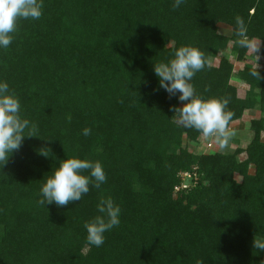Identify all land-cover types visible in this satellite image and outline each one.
Returning a JSON list of instances; mask_svg holds the SVG:
<instances>
[{"label":"trees","instance_id":"trees-1","mask_svg":"<svg viewBox=\"0 0 264 264\" xmlns=\"http://www.w3.org/2000/svg\"><path fill=\"white\" fill-rule=\"evenodd\" d=\"M237 18L260 41L257 59L234 44ZM181 45L204 53L191 83L204 98L228 99L229 126L258 110L245 147L196 153L184 144L205 137L173 122L182 102L154 73ZM0 79L34 125L0 165V264H264L253 248L264 237V0L176 9L172 0H43L40 19L19 20L0 50ZM73 157L100 162L106 182L80 201L40 204L44 178ZM193 170L197 182L175 191ZM108 197L121 223L89 246L84 222Z\"/></svg>","mask_w":264,"mask_h":264},{"label":"clouds","instance_id":"clouds-1","mask_svg":"<svg viewBox=\"0 0 264 264\" xmlns=\"http://www.w3.org/2000/svg\"><path fill=\"white\" fill-rule=\"evenodd\" d=\"M184 0H172V7L179 8ZM43 0H0V50L7 49L13 42L21 19L38 20L42 16ZM234 44L250 49L256 56L260 41H253L247 35L245 22L237 18L233 32ZM257 59V56H256ZM207 60L197 47L181 45L175 48L171 58L154 65L159 87L169 95H177L182 102L173 106V122L197 130L205 138L213 139L224 148L237 133L229 127L233 113L227 110L228 99L204 98L196 93L191 81L197 72L204 69ZM258 75L257 69L251 73ZM34 125L21 115V103L9 84L0 79V165L10 155L19 151L26 136H33ZM91 129L85 127L81 134L91 135ZM27 133V134H26ZM41 154L46 155L41 152ZM87 173V174H85ZM107 180L103 166L98 161L82 158H66L59 162L51 174L44 178L39 191L38 202L42 205H67L71 201H80L89 193L90 186L99 189ZM98 214L84 222L86 241L89 246L100 247L105 242V233L121 223V209L108 198H102L96 205ZM253 247L264 251V237H255Z\"/></svg>","mask_w":264,"mask_h":264},{"label":"rangeland","instance_id":"rangeland-1","mask_svg":"<svg viewBox=\"0 0 264 264\" xmlns=\"http://www.w3.org/2000/svg\"><path fill=\"white\" fill-rule=\"evenodd\" d=\"M219 31L221 33H224V34H228L230 30H229V27H227V26L219 25ZM249 52H251V50ZM245 61L246 62H253V58H251L250 53H248ZM217 62H218V57L211 60L212 64H217ZM238 66H242V65L238 64ZM253 114L254 113H252V115H249V113H245L243 115L242 121H241L243 124V127H241V128L235 127L237 135L234 138H232V140L224 148H221L211 138L201 139V141H199V143H197V144L192 143V142H188V141H184V144H186V146L189 148V150H192L196 153H201V152H205V153L207 152L208 153V152H213V151L231 152V151H233L235 146L245 147L246 144L248 143V141L250 140L251 136H252V133L249 129V121L252 119ZM255 116L258 117L259 113H256ZM242 156L243 155H241L240 157H242ZM250 171H252V169ZM186 182H188V180ZM254 253L257 255L264 256V251H260V250L255 249V248H254Z\"/></svg>","mask_w":264,"mask_h":264},{"label":"built area","instance_id":"built-area-1","mask_svg":"<svg viewBox=\"0 0 264 264\" xmlns=\"http://www.w3.org/2000/svg\"><path fill=\"white\" fill-rule=\"evenodd\" d=\"M188 180V182H186ZM198 180L197 173L193 170L192 172L184 171L180 173V184L174 187L175 191L188 189L194 185Z\"/></svg>","mask_w":264,"mask_h":264},{"label":"crops","instance_id":"crops-1","mask_svg":"<svg viewBox=\"0 0 264 264\" xmlns=\"http://www.w3.org/2000/svg\"><path fill=\"white\" fill-rule=\"evenodd\" d=\"M232 83L234 84V85H236V86H238V87H242V88H244L245 87V84L242 82V81H240V80H237V79H232ZM246 113H249V115H252V113H254L253 114V117L252 118H254V117H256L255 116V114L256 113H259L258 112V110L257 109H252L251 111H249V112H246ZM242 118L240 119V120H238V121H235V122H233L229 127L231 128V129H234L235 131H236V128L237 127H243V124H242ZM236 127V128H235ZM203 139H205V138H203ZM205 153V152H204ZM243 157V156H242Z\"/></svg>","mask_w":264,"mask_h":264}]
</instances>
